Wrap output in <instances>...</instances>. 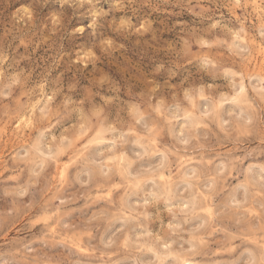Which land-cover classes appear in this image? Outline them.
<instances>
[{
	"label": "rangeland",
	"instance_id": "obj_1",
	"mask_svg": "<svg viewBox=\"0 0 264 264\" xmlns=\"http://www.w3.org/2000/svg\"><path fill=\"white\" fill-rule=\"evenodd\" d=\"M224 4L0 0V264H264V26Z\"/></svg>",
	"mask_w": 264,
	"mask_h": 264
},
{
	"label": "clouds",
	"instance_id": "obj_2",
	"mask_svg": "<svg viewBox=\"0 0 264 264\" xmlns=\"http://www.w3.org/2000/svg\"><path fill=\"white\" fill-rule=\"evenodd\" d=\"M65 3L67 4L68 0H65ZM224 6L228 7L234 16L237 11H239L240 13V15L235 16L236 21H238V30L235 32H229L233 43H235L236 41H240L242 43L246 42L244 38L248 35V33L245 30V24L253 18L259 19L261 26H264V0H225ZM51 10H54V8H52L51 6L45 9V14H47L48 11ZM213 27H215V25H213ZM251 27L252 25L249 24V28ZM69 35L71 37L79 36L81 43H86L88 39L86 35V28L82 24H80L79 26L73 24L72 31L69 33ZM195 43L199 44L201 48L212 49L219 42L214 40L208 41L199 39L196 40ZM224 43L227 44L228 41L225 40ZM191 46L192 45L189 43V41H184L185 51L190 50ZM261 54H264V48L261 49ZM209 56L210 53H205L202 58V63L205 70H210L216 67V63H214L216 57L213 56L210 59Z\"/></svg>",
	"mask_w": 264,
	"mask_h": 264
},
{
	"label": "snow or ice",
	"instance_id": "obj_3",
	"mask_svg": "<svg viewBox=\"0 0 264 264\" xmlns=\"http://www.w3.org/2000/svg\"><path fill=\"white\" fill-rule=\"evenodd\" d=\"M81 24L86 28L87 27V20H84L81 22ZM232 75H235L234 73H232ZM238 91H243V88H238ZM249 264H251V262H249Z\"/></svg>",
	"mask_w": 264,
	"mask_h": 264
}]
</instances>
